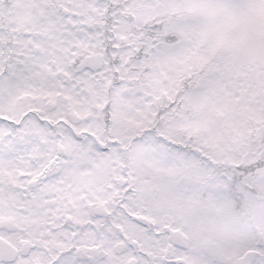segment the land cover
I'll return each instance as SVG.
<instances>
[{
  "label": "snow or ice",
  "instance_id": "obj_1",
  "mask_svg": "<svg viewBox=\"0 0 264 264\" xmlns=\"http://www.w3.org/2000/svg\"><path fill=\"white\" fill-rule=\"evenodd\" d=\"M0 264H264V0H0Z\"/></svg>",
  "mask_w": 264,
  "mask_h": 264
}]
</instances>
